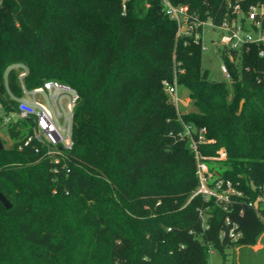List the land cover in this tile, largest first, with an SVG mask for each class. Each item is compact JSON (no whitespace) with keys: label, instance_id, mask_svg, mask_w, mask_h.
I'll use <instances>...</instances> for the list:
<instances>
[{"label":"trees","instance_id":"16d2710c","mask_svg":"<svg viewBox=\"0 0 264 264\" xmlns=\"http://www.w3.org/2000/svg\"><path fill=\"white\" fill-rule=\"evenodd\" d=\"M161 1L0 0V106L15 109L4 79L14 64L28 68V89L57 80L80 95L74 150L60 164L23 146L27 122L9 125L10 147L0 139V193L12 205L0 203V264H209L210 248L252 247L264 234L249 206L263 207L264 57L254 47L231 62L224 52L232 82L209 79L201 46L177 39ZM171 2L216 21L225 13L224 0ZM21 72L7 73L16 96ZM175 77L190 113L163 84ZM185 125L215 139L203 156L228 154L208 165L241 194L230 204L192 197ZM226 219L237 243L221 238Z\"/></svg>","mask_w":264,"mask_h":264},{"label":"built area","instance_id":"2783aa9c","mask_svg":"<svg viewBox=\"0 0 264 264\" xmlns=\"http://www.w3.org/2000/svg\"><path fill=\"white\" fill-rule=\"evenodd\" d=\"M245 0H224L225 13L216 21L211 16L202 17L197 12H192L187 5H174L171 0H162L164 10L171 20L177 25V39L192 41L201 46L206 28L220 30L222 36L218 47L224 49L231 62H236L243 54L249 53L252 48H259V57H264V5L244 7ZM125 9V7H124ZM206 49V48H205ZM10 69H21L19 75L21 84V96L13 95L7 85V73ZM5 73V88L11 102L15 103V109L6 111L0 106V122L6 125H14L27 122L28 135L23 146L32 144L37 146L43 156L55 165L66 160L68 152L74 150V111L80 100L76 89L62 84L57 80H47L41 86L34 89L26 88L23 79L29 70L24 65L10 67ZM221 71L232 82L230 71L225 62L221 65ZM168 92L175 96L176 101L178 82L176 77L173 82L164 81ZM180 139L194 153L196 161V174L198 187L193 193V198L201 196L205 201L215 200L217 203L232 202V196H240L230 180L221 178L215 170H211L208 162L224 161L227 153L224 149L217 152L216 157H205L200 147L213 145L215 139L207 138L205 128L197 129L192 125H185ZM21 146L20 148H22ZM263 195L259 201L264 210V184L261 187ZM255 210L260 220L264 223V214L259 206L249 204ZM228 228L221 234V238H228L237 243L242 237L236 223L226 219ZM212 248L209 254H212Z\"/></svg>","mask_w":264,"mask_h":264},{"label":"rangeland","instance_id":"374dc122","mask_svg":"<svg viewBox=\"0 0 264 264\" xmlns=\"http://www.w3.org/2000/svg\"><path fill=\"white\" fill-rule=\"evenodd\" d=\"M222 32L213 28H206L203 39V50L201 56L202 70L209 79L217 82L230 84V80L221 71V65L225 62L224 49L218 47ZM206 48V49H205ZM228 56V55H227ZM239 60V59H238ZM239 63L237 62V65ZM178 111L187 114L193 111L190 103V91L184 86H178L177 98L171 95ZM9 125L4 126L0 122V139L6 147L12 145L9 134ZM209 264H264V234L260 235L257 243L252 247L248 245L228 247L224 253L212 249Z\"/></svg>","mask_w":264,"mask_h":264},{"label":"water","instance_id":"95a60500","mask_svg":"<svg viewBox=\"0 0 264 264\" xmlns=\"http://www.w3.org/2000/svg\"><path fill=\"white\" fill-rule=\"evenodd\" d=\"M243 105V104H242ZM242 105L240 106V108L242 107ZM3 148L2 142L0 141V150ZM0 203L7 209H11L12 205L11 203L8 201V199L2 194L0 193Z\"/></svg>","mask_w":264,"mask_h":264}]
</instances>
